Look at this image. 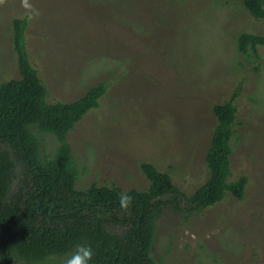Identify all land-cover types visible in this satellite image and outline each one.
<instances>
[{
  "label": "rangeland",
  "instance_id": "rangeland-1",
  "mask_svg": "<svg viewBox=\"0 0 264 264\" xmlns=\"http://www.w3.org/2000/svg\"><path fill=\"white\" fill-rule=\"evenodd\" d=\"M28 2L31 10L22 0L0 3V85L20 77L14 18L28 20L27 48L48 102H72L107 85L99 107L67 137L79 190L146 191L141 166L151 163L194 192L209 178L214 107L235 98L230 181L247 176L243 199L229 193L188 218L165 212L151 256L156 264H264V18L243 0ZM35 132L41 155L51 157L56 136Z\"/></svg>",
  "mask_w": 264,
  "mask_h": 264
},
{
  "label": "trees",
  "instance_id": "trees-1",
  "mask_svg": "<svg viewBox=\"0 0 264 264\" xmlns=\"http://www.w3.org/2000/svg\"><path fill=\"white\" fill-rule=\"evenodd\" d=\"M243 4L255 18H264V0ZM27 27L26 18L12 21L20 77L0 85V264L43 262L72 254L78 244L92 248L89 264H156L151 250L165 212L188 218L229 193L243 199L247 176L230 181L234 97L214 107L217 125L206 155L209 178L194 192L180 189L151 163L141 166L149 188L126 192L133 199L128 211L119 206L125 192L120 187L77 189L79 171L67 137L99 107L107 85L92 86L72 102H48V89L30 60ZM249 40L241 38L243 51ZM36 129L56 136L59 146L51 157L41 155Z\"/></svg>",
  "mask_w": 264,
  "mask_h": 264
},
{
  "label": "clouds",
  "instance_id": "clouds-1",
  "mask_svg": "<svg viewBox=\"0 0 264 264\" xmlns=\"http://www.w3.org/2000/svg\"><path fill=\"white\" fill-rule=\"evenodd\" d=\"M3 0H0L2 3ZM22 6L26 9L31 10L32 5L28 0H22ZM133 203V199L126 192L119 195V206L122 211H128ZM93 258V250L90 246L85 244H78L75 251L66 258L64 264H89Z\"/></svg>",
  "mask_w": 264,
  "mask_h": 264
}]
</instances>
